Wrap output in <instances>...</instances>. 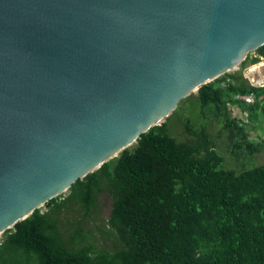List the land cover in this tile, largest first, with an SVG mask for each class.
Wrapping results in <instances>:
<instances>
[{"label":"water","instance_id":"1","mask_svg":"<svg viewBox=\"0 0 264 264\" xmlns=\"http://www.w3.org/2000/svg\"><path fill=\"white\" fill-rule=\"evenodd\" d=\"M264 44V0H0V234Z\"/></svg>","mask_w":264,"mask_h":264},{"label":"trees","instance_id":"2","mask_svg":"<svg viewBox=\"0 0 264 264\" xmlns=\"http://www.w3.org/2000/svg\"><path fill=\"white\" fill-rule=\"evenodd\" d=\"M253 52L245 61L264 58V44ZM184 99L195 103L194 115L179 120L184 139L170 134L167 117L149 127L4 230L0 264H264V163L250 165L264 150V137H252L264 120V87L237 70ZM104 236L109 246L95 244Z\"/></svg>","mask_w":264,"mask_h":264},{"label":"rangeland","instance_id":"3","mask_svg":"<svg viewBox=\"0 0 264 264\" xmlns=\"http://www.w3.org/2000/svg\"><path fill=\"white\" fill-rule=\"evenodd\" d=\"M253 55H254L253 50L248 53L249 57L253 56ZM245 57H247V54L245 55ZM245 57L239 62V64L237 66L233 67L232 69L227 70L226 72L233 73V72H237V70H240L241 75L242 74L246 75L247 69H245L244 65L247 64V60L245 61V59H246ZM244 61H245V64L243 66H241ZM253 73H256V72H253ZM247 74H248V72H247ZM178 104H177V106H178ZM194 107H195L194 101H192L190 99H184L181 101V103L179 104V106L177 108L175 107L176 109H175V111H173V113L166 116L167 117L166 123L168 124L169 132L175 138L184 139L185 133H183L182 124L179 123V120H180V117L182 118V120L184 118H188L189 117L188 114L193 116L194 115ZM165 118H163L162 121H164ZM255 126L256 127L254 130V134H252V137H256V136L264 137V120L260 121ZM215 129H216L215 126L211 127V131H214ZM253 139H255V138H253ZM224 159H225V164L228 165L229 167L235 166L233 163H231L232 160L227 155V153L224 155ZM250 161H251L250 165H256V164L264 163V150H262L259 153L254 154ZM65 192H63V193H65ZM63 193H61V194H63ZM97 207H98L99 218L105 219L107 212H108V208H109V201H108L106 196L102 195L98 198ZM97 223H98V221H97ZM0 238H1V234H0ZM101 239H99V238L95 239V241H94L95 244L101 245V246L103 244H105L107 246L110 245V237L104 236L103 240H101Z\"/></svg>","mask_w":264,"mask_h":264},{"label":"built area","instance_id":"4","mask_svg":"<svg viewBox=\"0 0 264 264\" xmlns=\"http://www.w3.org/2000/svg\"><path fill=\"white\" fill-rule=\"evenodd\" d=\"M246 71V75H241L251 86L255 87H264V58L259 57L256 62H249L244 65ZM256 72V73H253ZM237 97V96H235ZM252 98L251 95L244 96L245 101H250ZM230 110L232 115L238 117L241 121L245 122L247 120L246 115L243 111L237 108L235 105L230 106Z\"/></svg>","mask_w":264,"mask_h":264}]
</instances>
